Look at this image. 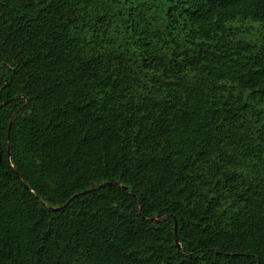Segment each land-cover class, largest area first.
Segmentation results:
<instances>
[{
	"label": "trees",
	"instance_id": "obj_1",
	"mask_svg": "<svg viewBox=\"0 0 264 264\" xmlns=\"http://www.w3.org/2000/svg\"><path fill=\"white\" fill-rule=\"evenodd\" d=\"M3 102L0 264H264V0H0Z\"/></svg>",
	"mask_w": 264,
	"mask_h": 264
},
{
	"label": "water",
	"instance_id": "obj_2",
	"mask_svg": "<svg viewBox=\"0 0 264 264\" xmlns=\"http://www.w3.org/2000/svg\"><path fill=\"white\" fill-rule=\"evenodd\" d=\"M6 102H3V103H1L0 104V108L5 104ZM16 114H17V112H16ZM16 114L13 116V118H12V120H11V122H10V124H9V131H8V137H9V139H10V134H11V127H12V123H13V120H14V118H15V116H16ZM0 160H1V153H0ZM106 183H110V182H106ZM106 183H101V184H98V185H96V186H94V187H92V188H90V189H87V190H85V191H83V192H80V193H77V194H75L64 206H66L73 198H75V197H77L78 195H81V194H83V193H87V192H90V191H93L94 189H96V188H98V187H101V186H103V185H105ZM61 207H56V209H60ZM177 231H178V222H177V220L175 219V232H176V234H177ZM177 242H178V239H177Z\"/></svg>",
	"mask_w": 264,
	"mask_h": 264
},
{
	"label": "rangeland",
	"instance_id": "obj_3",
	"mask_svg": "<svg viewBox=\"0 0 264 264\" xmlns=\"http://www.w3.org/2000/svg\"><path fill=\"white\" fill-rule=\"evenodd\" d=\"M255 31V30H254Z\"/></svg>",
	"mask_w": 264,
	"mask_h": 264
}]
</instances>
